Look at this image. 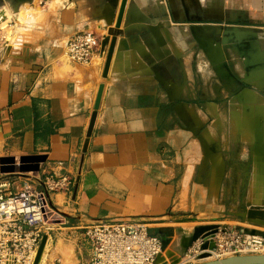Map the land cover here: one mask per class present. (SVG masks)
I'll use <instances>...</instances> for the list:
<instances>
[{
    "label": "crops",
    "instance_id": "0c3cea01",
    "mask_svg": "<svg viewBox=\"0 0 264 264\" xmlns=\"http://www.w3.org/2000/svg\"><path fill=\"white\" fill-rule=\"evenodd\" d=\"M120 4L24 8L29 35L0 44V179L18 190L73 178L50 194L63 215L49 233L54 264H90L84 231L96 220L142 223L173 263L184 253L191 264L208 227L264 204V0H126L117 26ZM84 30L100 44L80 64L66 43Z\"/></svg>",
    "mask_w": 264,
    "mask_h": 264
},
{
    "label": "built area",
    "instance_id": "2783aa9c",
    "mask_svg": "<svg viewBox=\"0 0 264 264\" xmlns=\"http://www.w3.org/2000/svg\"><path fill=\"white\" fill-rule=\"evenodd\" d=\"M48 0H39L46 3ZM100 44L99 36L84 30L73 34L66 43L67 57L80 64L89 63ZM73 178L45 175L40 188L28 181L15 190L0 179V264H32L43 234L63 222V215L50 200L53 192H69ZM91 245L90 264H154L164 250L163 239L149 232L142 223L96 220L85 226ZM212 239L209 250L214 259L234 254H264V231L251 225H217L213 235L198 240L200 245ZM58 262V261H57Z\"/></svg>",
    "mask_w": 264,
    "mask_h": 264
},
{
    "label": "water",
    "instance_id": "95a60500",
    "mask_svg": "<svg viewBox=\"0 0 264 264\" xmlns=\"http://www.w3.org/2000/svg\"><path fill=\"white\" fill-rule=\"evenodd\" d=\"M0 1H4V0H0ZM23 1H26V0H12L13 8L17 9L19 4ZM27 1L31 2L32 0H27ZM125 3H126V0H121V4H120L118 16H117V22H116L117 26H119V24H120L121 17L123 14V10L125 7ZM115 39H116L115 36H113L110 40V44H109V48H108L107 56H106V61H105V66H104V71H103L104 76H106V73H107V68H108L109 61L111 59V55L113 52V47L115 44ZM102 89H103V84L101 83L98 87L97 95L95 98V102H94V106H93L94 110L91 114L89 126H88L87 133H86V139H85V142L83 145V151H85V149H86L88 137L91 134L94 119H95L96 112H97V109L99 107V103H100V99H101ZM12 159L13 158H2L1 163L4 164L5 162L11 161ZM21 159H24V158H21ZM12 169H13L12 166H7V165L1 166L2 171H9ZM243 216L244 217L246 216L245 219L250 220L252 222L264 224V221H262V220H264V205L249 204L248 208L246 209V215H244V213H243ZM259 219H262V220H259ZM216 229H217V225H212V226L208 227L207 233L204 234L202 237H204L206 235H213V233L216 231ZM47 238H48L47 234L42 235L41 240L39 242V246H38L36 255H35V258H34L32 264H38L39 263L43 249H44L45 244L47 242ZM195 240H197V237L193 236L191 238V242H190V244H188V246L191 245V243ZM214 247H215V244H214V241L212 239L203 241L200 245V249L202 250V252H200L198 254V258L199 259L202 258V259H200L199 262L191 263V264H264V254H234V255L223 257V258H218V259H211V260L203 259L205 256H207V252L205 251V249H213ZM159 257H160V255L156 258V260Z\"/></svg>",
    "mask_w": 264,
    "mask_h": 264
},
{
    "label": "rangeland",
    "instance_id": "374dc122",
    "mask_svg": "<svg viewBox=\"0 0 264 264\" xmlns=\"http://www.w3.org/2000/svg\"><path fill=\"white\" fill-rule=\"evenodd\" d=\"M4 1H8V2H10L11 3V5H12V0H4ZM4 1H0V5L1 4H4ZM24 3V2H23ZM22 3V4H23ZM28 3V5H30V6H32V7H34L35 9H36V13L34 12L33 13V15H35V14H37L39 11L38 10H40L41 9V7L42 6H44L46 3H42V2H39V0H33V1H31V2H27ZM22 4L20 5V8L17 10V11H15L14 9L13 10H11V12L9 11V10H2L1 11V13L3 14V15H6L7 17H5V19H3L2 20V17H3V15H1L0 16V44H3L4 42H6V43H8V44H12L13 42H16V40H17V38H21V39H24L26 36H28L29 35V32L28 31H26V30H24L22 27L24 26V24L26 23V21H27V19L31 16L32 17V15H29L27 18H26V20L25 19H23V21L24 22H18V20H20L21 19V17H20V15H22L23 13L22 12H25V9H23V7H22ZM12 7H13V5H12ZM38 8V9H37ZM20 9H22V10H20ZM20 10V11H19ZM22 11V12H21ZM20 12V13H19ZM18 13H19V15H18ZM8 15H10V16H8ZM13 16H15L16 17V23L18 24L19 23V28H18V26H17V24H16V27L13 29L12 27H11V25L9 24V20L11 19V17H13ZM19 16V17H18ZM24 16V15H23ZM25 17V16H24ZM9 18V19H8ZM20 18V19H19ZM7 19V20H6ZM6 22H5V21ZM4 22V23H3ZM20 29H22L21 31H20V33H19V30ZM66 58H68V57H66ZM69 59V58H68ZM257 178L259 177V173H257V176H256ZM261 194H260V192L258 193V194H256V196L254 197V199H261ZM252 204V203H251ZM255 205V204H254ZM262 205H264V204H262ZM244 215H246V210H245V212H244ZM246 217V216H245ZM245 217L244 218H242V219H238V218H233V220H226L224 223L225 224H243V225H251V227H253V228H255V229H257V230H260V231H264V224H262V223H256V222H252V221H250V220H247V219H245ZM259 220H262V219H259ZM262 221H264V220H262ZM215 223H218V224H221V223H219V222H215ZM214 222H213V224H215ZM55 226V225H54ZM177 238V237H176ZM169 248H170V246H168ZM167 247V248H168ZM167 248H165L163 251H166L167 250ZM188 248V247H187ZM190 248H191V246H190ZM48 251H49V244H48V249H47V254H46V259H45V261L42 263V264H54L53 263V261L52 260H47L48 258H47V256H48ZM184 254V253H183ZM183 254H178V259H177V262L178 263H180V264H186L185 263V261H184V255ZM190 255L188 256V258H189V260H190V263H196V262H199L200 261V259L198 258V253L197 252H190L189 253ZM161 255H163L162 253L160 254V257H161ZM165 255L167 256V254L165 253ZM183 255V256H182ZM160 257L158 258V260L156 261V262H159V259H160ZM167 259V260H166ZM166 259L164 260V262L162 263V264H175V263H173V259H172V257L170 258L169 257V255H168V257H166ZM210 259H212V258H208L207 260H210ZM56 263H58V262H56ZM63 264H66L64 261H63ZM177 264V263H176ZM188 264V263H187Z\"/></svg>",
    "mask_w": 264,
    "mask_h": 264
},
{
    "label": "bare ground",
    "instance_id": "6f19581e",
    "mask_svg": "<svg viewBox=\"0 0 264 264\" xmlns=\"http://www.w3.org/2000/svg\"><path fill=\"white\" fill-rule=\"evenodd\" d=\"M33 1V0H32ZM24 2V3H23ZM23 2H21L20 4H19V6H18V8L17 9H14L15 11H17L18 9H19V7H20V5L22 4L23 5V9L25 8V9H27L28 10V12H34V10H36V9H34V7H31L30 5H28V3L27 2H29V1H23ZM38 9V8H37ZM20 10H22V9H20ZM19 10V11H20ZM22 12V11H21ZM20 13V12H19ZM19 13H18V15H19ZM23 14L22 15H20V17H21V19L20 20H18V22H24L23 21V19H25L26 20V18L28 17V15H26L25 14V12H22ZM25 17H24V16ZM8 16H10V15H8ZM27 16V17H26ZM5 17H7L6 15H5ZM19 17V16H18ZM31 17V16H30ZM9 19V18H8ZM29 19V18H28ZM7 20V19H6ZM5 21V20H4ZM6 22V21H5ZM4 23V22H3ZM19 24V23H18ZM19 26V25H18ZM19 28V27H18ZM22 29H20L19 30V33H20V31H21ZM186 229H184V231H185ZM186 232V231H185ZM185 234V233H184ZM189 237H182V241L184 242V243H186L187 241H189ZM49 242H50V237L48 236V238H47V242H46V244H45V247H44V249H43V252H42V255H41V258H40V261H39V263L38 264H42L44 261H45V259H46V254H47V249H48V244H49ZM191 242V241H190ZM190 242H189V244H190ZM67 248V247H66ZM207 252V256H205L203 259H208V258H212V259H214L213 257H212V254H211V252L209 251V250H207L206 251ZM70 253V250L69 249H67V255ZM165 253H166V251H162V254L163 255H161V257H160V259H159V262H157V263H160V264H162L163 262H164V260L166 259V255H165ZM36 255V254H35ZM66 255V256H67ZM228 256H230V255H228ZM176 257V256H175ZM178 257V256H177ZM226 257V256H225ZM223 258V257H222ZM176 259V258H175ZM200 259H202V258H200ZM158 260V259H157ZM157 260H155V263H156V261ZM167 260V259H166ZM211 260V259H210ZM176 264V263H175ZM179 264V263H178Z\"/></svg>",
    "mask_w": 264,
    "mask_h": 264
},
{
    "label": "trees",
    "instance_id": "16d2710c",
    "mask_svg": "<svg viewBox=\"0 0 264 264\" xmlns=\"http://www.w3.org/2000/svg\"><path fill=\"white\" fill-rule=\"evenodd\" d=\"M164 244H165V242H164Z\"/></svg>",
    "mask_w": 264,
    "mask_h": 264
}]
</instances>
